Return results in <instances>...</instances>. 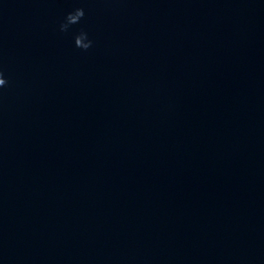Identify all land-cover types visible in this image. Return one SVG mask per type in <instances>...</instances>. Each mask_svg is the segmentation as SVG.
<instances>
[{"label": "water", "instance_id": "obj_1", "mask_svg": "<svg viewBox=\"0 0 264 264\" xmlns=\"http://www.w3.org/2000/svg\"><path fill=\"white\" fill-rule=\"evenodd\" d=\"M0 68V264H264V0H0Z\"/></svg>", "mask_w": 264, "mask_h": 264}, {"label": "clouds", "instance_id": "obj_2", "mask_svg": "<svg viewBox=\"0 0 264 264\" xmlns=\"http://www.w3.org/2000/svg\"><path fill=\"white\" fill-rule=\"evenodd\" d=\"M85 16V10L82 7H77L70 11L64 21L60 24L59 28L61 32H68L73 25H77L81 22ZM74 43L77 48L82 50H88L93 45V40L89 38V33L85 29H81L74 36ZM9 81L4 74V70L0 68V89H3L8 85Z\"/></svg>", "mask_w": 264, "mask_h": 264}]
</instances>
